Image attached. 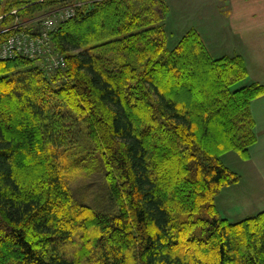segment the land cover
Instances as JSON below:
<instances>
[{
    "label": "trees",
    "instance_id": "obj_1",
    "mask_svg": "<svg viewBox=\"0 0 264 264\" xmlns=\"http://www.w3.org/2000/svg\"><path fill=\"white\" fill-rule=\"evenodd\" d=\"M33 1L19 14L64 0ZM78 1L49 32L63 68L0 59V264H264V209L216 203L264 83L233 89L243 56L195 28L168 48L166 0Z\"/></svg>",
    "mask_w": 264,
    "mask_h": 264
},
{
    "label": "rangeland",
    "instance_id": "obj_2",
    "mask_svg": "<svg viewBox=\"0 0 264 264\" xmlns=\"http://www.w3.org/2000/svg\"><path fill=\"white\" fill-rule=\"evenodd\" d=\"M15 1L14 4L9 7L18 8V6H15ZM39 1L43 2L45 0H34L31 5L38 4ZM226 1L227 0H166L168 11L164 19V29L167 35V47L172 48L175 46L181 36L188 29L195 28L201 34L209 52L213 57L233 52V41L235 42V40L232 38L229 27V10L227 5H225ZM81 6L82 2L78 0H64L52 6L40 8L27 15H20L19 11H22L21 9H23V6H21L15 15L13 14L11 16L4 17H10L12 19L1 24L0 30H4L9 26L15 25H22L26 27H33L34 25L39 26L41 24V20L43 21L44 19L49 18L53 19V26L55 28L60 21L65 20H60L58 18H65V15L69 12H73L74 15L76 10ZM6 8L7 6L0 9H3L5 12ZM69 17H71V15L66 18L68 19ZM49 44L51 46V39H49ZM236 50L238 49H235V51ZM37 61L41 63V65L43 64V58H38ZM251 78L252 77H247L246 79L236 83L233 86V89L246 83H250ZM135 115L137 117L138 114L135 113ZM228 160L229 158H225V162L228 163ZM229 165L238 170L237 173L240 176L239 181L236 185L232 184L233 186L230 188H226L224 190L222 189L223 191L221 190L216 197V203L219 215L227 218L231 222H234L263 210L264 196L262 195L264 193L248 200V202L245 200L241 201L242 199L231 200V194L235 193L234 195L238 196L237 193L247 190L250 187L251 179H249V175L242 165H232V163ZM258 182L263 183L264 181L259 180Z\"/></svg>",
    "mask_w": 264,
    "mask_h": 264
},
{
    "label": "crops",
    "instance_id": "obj_3",
    "mask_svg": "<svg viewBox=\"0 0 264 264\" xmlns=\"http://www.w3.org/2000/svg\"><path fill=\"white\" fill-rule=\"evenodd\" d=\"M225 5L229 10V27L235 40L233 52L225 54L243 56L248 69L247 77H252L250 81L264 83V0H227ZM250 111L255 122L256 142L249 148V158L243 160L232 151L222 157L223 162L232 170L238 171L230 163L242 165L248 173L250 187L237 193L238 196L233 193L230 197L231 200L242 199L246 202L264 193V182H258L264 181V94L251 101ZM225 158H229L228 163Z\"/></svg>",
    "mask_w": 264,
    "mask_h": 264
},
{
    "label": "built area",
    "instance_id": "obj_4",
    "mask_svg": "<svg viewBox=\"0 0 264 264\" xmlns=\"http://www.w3.org/2000/svg\"><path fill=\"white\" fill-rule=\"evenodd\" d=\"M15 0H0V8L7 6L6 11L0 14V19L15 15L18 8H9L14 4ZM72 16L73 12H69L60 20L67 19ZM57 20V19H56ZM55 20V21H56ZM54 29L53 19L41 20L39 26L26 27L22 25L9 26L4 30H0V34L5 36L0 38V59L15 58L18 56L30 59L43 58L42 66L46 70L60 69L65 66L64 57L55 51L49 44V32Z\"/></svg>",
    "mask_w": 264,
    "mask_h": 264
},
{
    "label": "bare ground",
    "instance_id": "obj_5",
    "mask_svg": "<svg viewBox=\"0 0 264 264\" xmlns=\"http://www.w3.org/2000/svg\"><path fill=\"white\" fill-rule=\"evenodd\" d=\"M9 59H11V58H9Z\"/></svg>",
    "mask_w": 264,
    "mask_h": 264
}]
</instances>
